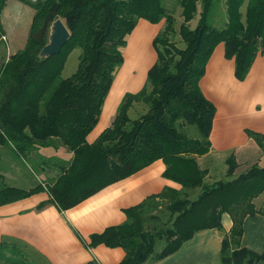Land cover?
<instances>
[{
	"label": "trees",
	"instance_id": "16d2710c",
	"mask_svg": "<svg viewBox=\"0 0 264 264\" xmlns=\"http://www.w3.org/2000/svg\"><path fill=\"white\" fill-rule=\"evenodd\" d=\"M7 1L0 0V17ZM21 1L35 14L25 47L0 63V148L12 142L29 157L58 138L74 154L68 163H60V173L48 186L41 182L30 188L12 186L0 170V205L48 190L49 201L66 210L162 159L164 176L181 189L167 186L125 209V222L92 234L88 246L122 247L125 256L118 264L153 263L178 251L201 230L224 231L223 219L229 214L233 224L222 240L220 264H264V252L242 246L245 218L264 215V206L255 201L264 194V165L254 164L230 180L207 183L208 170L198 162L211 150L217 111L200 84L207 63L217 45L224 43L227 58L235 59L236 77H247L257 55L264 52V0H179L183 47L172 39L176 17L162 0ZM220 3L226 5L222 19L217 14ZM197 15L196 26L191 27ZM58 18L70 37L60 53L41 58ZM142 18L164 22L153 40L157 60L144 87L125 94L111 125L90 143L87 136L123 65V48ZM214 20L223 26H215ZM4 34L0 21V47ZM77 47L82 49L78 67L63 78L67 59ZM135 101L146 107L131 118ZM189 126L197 127L198 136L189 135ZM247 133L264 150V134ZM1 160L0 149V164ZM227 163L233 175L238 167L234 154ZM158 241L165 244L156 252ZM18 245L1 242L0 258L10 264H37Z\"/></svg>",
	"mask_w": 264,
	"mask_h": 264
},
{
	"label": "crops",
	"instance_id": "0c3cea01",
	"mask_svg": "<svg viewBox=\"0 0 264 264\" xmlns=\"http://www.w3.org/2000/svg\"><path fill=\"white\" fill-rule=\"evenodd\" d=\"M15 1L21 5L12 3ZM9 4L15 6L14 14L19 19L27 10L22 6L31 8L30 33L35 9L21 0H8L1 16ZM163 25L164 22L152 23L142 18L129 35L125 49H130V56L126 58L124 54L126 57L123 65L115 75L97 125L87 136L88 142H94L111 125L126 93H136L144 87L147 72L157 60L153 40ZM5 34L11 46L17 44L15 50L23 49L29 37L23 40L20 30L11 40ZM144 44L148 45L152 58L140 77L135 68L140 66L142 58L133 60L131 52L136 54ZM141 54L139 52L138 57ZM146 63L145 53L142 64ZM126 64L128 72L131 64L136 66L129 75H123L119 80V74ZM235 70V59L227 58L225 45L220 43L207 63L200 84L205 96L217 109L210 136V151L221 156L234 154L238 163L235 174L238 175L254 164L261 163L264 157V150L247 133L252 130L264 134V52L257 55L244 80L236 77ZM38 154L37 161L40 165L37 171L40 176L33 171L31 165L28 166L27 175L35 176L43 185L54 180L60 173L58 166L68 163L73 157V152L56 139L42 146ZM201 159L202 157L198 158L199 162ZM24 162L27 160L20 157L12 159L11 164L22 165ZM165 169V162L162 159L156 160L66 210H60L55 203L49 201L51 196L48 190L0 205V243L19 244L29 258L38 264H118L123 260L125 250L105 244L89 247L90 236L102 232L108 226L124 223L125 209L140 203L147 196L159 193L167 186L181 189V184L164 176ZM15 170L10 171L12 179L26 178L24 171ZM14 184L16 187L33 185L24 182ZM42 203L46 204L40 207ZM223 224L224 231L217 228L201 230L175 253L146 264H220L222 240L233 224L229 214H225ZM242 246L259 253L264 252V215L256 213L245 218Z\"/></svg>",
	"mask_w": 264,
	"mask_h": 264
},
{
	"label": "rangeland",
	"instance_id": "374dc122",
	"mask_svg": "<svg viewBox=\"0 0 264 264\" xmlns=\"http://www.w3.org/2000/svg\"><path fill=\"white\" fill-rule=\"evenodd\" d=\"M163 4L165 5V7L175 15L176 17V22H175V30L177 31L175 35H172V39L177 42L178 46L183 47L184 43L181 41V37L178 33L179 31V27L180 24L182 22V7L180 6L179 0H162ZM12 3H17V5H21L19 4L17 1L12 2ZM25 9H27L26 11H24L22 17L19 19V17H17V15L14 14V8L15 6L13 4H9L7 7L6 12L0 17V21H1V28L3 29V31L5 33L8 34L9 39L11 40L12 38H15L16 33L20 30L23 40H26L27 36H29V22H30V18H31V8L26 7V6H22ZM201 7L199 5V11H200ZM244 10V8H243ZM217 14L221 15V19L226 16V5L225 4H221L219 8L217 9ZM215 19V18H214ZM198 20V15L197 17L191 22V27H195L196 23ZM214 24L217 27H222L223 23L219 22V21H215L214 20ZM2 40L4 41L3 44L0 47V63H2L5 59H8L10 57V55L14 54V51L18 52L21 49H16L15 50V46L17 44L13 46H11V42H8V37L6 36V34H4L2 36ZM25 47V46H24ZM23 47V48H24ZM127 48L126 46L123 48V54H126V58H128L130 56V49H125ZM141 50L139 52H141V57H138V51L135 54L133 51L131 52L132 58L134 59H138V58H142L141 59V63L140 66L135 68L137 69V75H142V73L145 71V69L147 68L148 64L151 62V54L149 53L148 50V45H142ZM15 52V53H16ZM82 52V49L80 47H77L76 49H74L71 54L69 55L66 65L63 69L62 72V77H69L71 76L77 69L79 61H80V54ZM147 55V63L146 64H142L143 62V57L145 56V53ZM127 60V59H126ZM134 66L131 64L130 65V72L132 69H134ZM118 72V70H117ZM116 72V74H117ZM128 72V64L125 65L124 69L120 72L118 79L120 80L123 75H129ZM115 74V75H116ZM144 104H142L141 102H136L133 104V107H131V109L129 110V116L131 118H137L141 113L144 112L145 110ZM190 133L189 135L191 136H198L199 134V130L197 129L196 126H189L188 127ZM59 140L58 138H54V140ZM60 141V140H59ZM61 142V141H60ZM62 143V142H61ZM63 144V143H62ZM48 145V144H47ZM64 145V144H63ZM65 146V145H64ZM69 151L70 150L67 146H65ZM1 151H2V160H1V164H0V170L3 173L4 177L6 178V181L8 183L9 181V185H15L14 182H24L25 184H33L31 187L35 186L38 181L37 178L35 176L32 175H27V170H28V166L31 165V168L33 169V171L40 176L38 170V167L40 165V163H38L37 159L39 157L40 154H38V151L40 149H38L37 151H35L33 154H31L29 157L22 155L18 152V150L15 148L14 144L12 142H9L6 145H2L1 146ZM73 152V151H72ZM19 156H18V154ZM74 154V153H73ZM18 156V157H16ZM22 158L23 160H27V162L22 165L18 164H11L12 159H17V158ZM25 159H24V158ZM202 157V159L198 160L199 165L201 168L203 169H207L208 173L206 174L204 180L208 183V182H217L218 180H230L232 178H234L235 176H238L237 174H229V168L230 165L229 163H227V158L229 156H221V155H217L216 153H213L211 151H209L208 153L199 156ZM198 157V158H199ZM227 157V158H226ZM226 159V160H225ZM18 162V161H17ZM19 163V162H18ZM260 165L264 164V157L262 158L261 163H259ZM24 165V166H23ZM17 166V168L15 167ZM15 169H17V171H24L23 174H25L26 178H22V180H17V179H12V173H10V171L14 172L16 171ZM247 171V170H246ZM31 174V172H30ZM37 181V182H35ZM44 183V182H43ZM20 186V184H17ZM46 186L47 183H46ZM21 188H30V187H21ZM200 188H197L196 190L199 191ZM197 191H193L195 194ZM192 192V191H191ZM192 194V196H193ZM256 203L258 207L260 206H264V194H262L261 196H259L256 200ZM164 241H158L157 245H156V252H159L162 250L163 246H164ZM7 259L6 258H0V264H6ZM7 264H10L7 262ZM38 264V263H37ZM44 264V263H43Z\"/></svg>",
	"mask_w": 264,
	"mask_h": 264
},
{
	"label": "water",
	"instance_id": "95a60500",
	"mask_svg": "<svg viewBox=\"0 0 264 264\" xmlns=\"http://www.w3.org/2000/svg\"><path fill=\"white\" fill-rule=\"evenodd\" d=\"M70 37V31L62 21V19H56L51 25V31L49 35V42L42 48L40 52L41 58H46L54 54L60 53L62 47Z\"/></svg>",
	"mask_w": 264,
	"mask_h": 264
}]
</instances>
